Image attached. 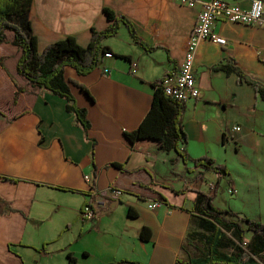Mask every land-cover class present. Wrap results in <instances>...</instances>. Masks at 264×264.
Returning a JSON list of instances; mask_svg holds the SVG:
<instances>
[{
	"label": "crops",
	"instance_id": "0c3cea01",
	"mask_svg": "<svg viewBox=\"0 0 264 264\" xmlns=\"http://www.w3.org/2000/svg\"><path fill=\"white\" fill-rule=\"evenodd\" d=\"M104 8L126 17L143 44L120 23L116 36L102 41L112 55L99 68L84 75L65 70L77 84L75 104L85 109L87 132L63 97L17 74L20 50L9 42L12 33L0 42V264H67L69 254L78 264L205 258L206 196L217 209L264 224V97L258 92L264 89V28L218 20L213 31L226 43L198 42L193 77L200 94L182 104L183 159L160 150L155 136L130 144L125 134L144 119L162 76L178 71L198 0H33L28 16L38 50L67 36L87 46L91 29L111 23ZM199 156L227 173L195 166ZM91 183L122 192L115 201L100 196L95 219L83 220ZM153 202L156 208L148 206ZM144 226L147 240L139 237Z\"/></svg>",
	"mask_w": 264,
	"mask_h": 264
},
{
	"label": "trees",
	"instance_id": "16d2710c",
	"mask_svg": "<svg viewBox=\"0 0 264 264\" xmlns=\"http://www.w3.org/2000/svg\"><path fill=\"white\" fill-rule=\"evenodd\" d=\"M32 2L33 0H0V42H7L6 33H12L9 42L20 50L15 68L17 74L27 79L29 85L63 97L66 100V110L75 114V120L87 132L90 124L86 119L85 109L75 104L74 86L77 84L66 77L65 70L72 67L77 73L84 75L99 67L102 55L110 52L102 41L116 36L120 23L125 24L134 41L142 45L143 40L136 34L132 23L126 17H116L112 10L104 8L103 12L111 23L101 31L91 29V39L87 46L82 47L75 37L67 36L48 43L39 51L37 37L32 31L28 16ZM217 68L230 71L227 66L220 65ZM258 92L264 97V89L260 88ZM15 100L17 93L13 102ZM182 104L167 96L156 84L147 114L136 130L125 134L126 140L133 144L137 140L155 136L160 143V150H174L185 159L187 154L179 147L180 143L186 141L182 125ZM192 161L195 166L212 170L218 175L227 173L224 166L218 165L209 157L199 156ZM211 199L209 196L203 199L201 214L202 226L208 232V237L205 238L208 256L188 261L178 259L175 264H264V224L230 209H217L212 205ZM131 212L132 210L130 215ZM246 231L250 233L248 239L244 236ZM149 236L148 227L140 229V239L147 240ZM243 241L246 242L245 246L242 245ZM228 246L231 251L224 252L223 249ZM67 264L78 263L74 256L69 254ZM108 264L140 263L120 260Z\"/></svg>",
	"mask_w": 264,
	"mask_h": 264
},
{
	"label": "built area",
	"instance_id": "2783aa9c",
	"mask_svg": "<svg viewBox=\"0 0 264 264\" xmlns=\"http://www.w3.org/2000/svg\"><path fill=\"white\" fill-rule=\"evenodd\" d=\"M184 2L193 5L195 0H183ZM200 4V11L197 13L196 22L192 27L191 35L186 42L185 55L180 63L177 72L165 73L159 82L158 86L169 97L178 102H185L199 97V88L195 84L193 77V62L198 42L201 39L210 40L216 44L223 46L226 40L213 31V27L218 20L238 22L241 24L260 26L264 28V10L262 0H250L248 7H241L238 3H229L226 0H198ZM111 52H105L102 57L111 56ZM135 65V64H134ZM100 66V65H99ZM99 68V67H97ZM108 68L103 69V73H107ZM234 131L239 130L238 126H232ZM86 181H90L89 175L85 176ZM90 196L84 203L80 215L83 220H94L95 210L93 208L94 202L100 196H107V198L115 201L121 195V189L110 185L99 189L91 183L89 185ZM234 192L233 189H229ZM150 208H156L157 203H150ZM243 246L246 242L243 241Z\"/></svg>",
	"mask_w": 264,
	"mask_h": 264
},
{
	"label": "rangeland",
	"instance_id": "374dc122",
	"mask_svg": "<svg viewBox=\"0 0 264 264\" xmlns=\"http://www.w3.org/2000/svg\"><path fill=\"white\" fill-rule=\"evenodd\" d=\"M227 217H230V216H227ZM242 224V223H241ZM246 233V232H245ZM77 258H79V260L81 261V256H79V257H77ZM58 262H59V259H58ZM141 264V263H140Z\"/></svg>",
	"mask_w": 264,
	"mask_h": 264
}]
</instances>
